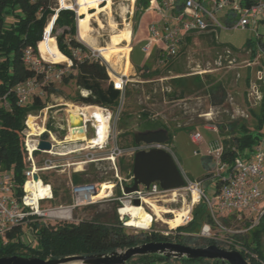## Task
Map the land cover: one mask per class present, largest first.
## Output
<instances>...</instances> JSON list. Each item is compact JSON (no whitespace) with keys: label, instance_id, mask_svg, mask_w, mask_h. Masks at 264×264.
Listing matches in <instances>:
<instances>
[{"label":"trees","instance_id":"obj_1","mask_svg":"<svg viewBox=\"0 0 264 264\" xmlns=\"http://www.w3.org/2000/svg\"><path fill=\"white\" fill-rule=\"evenodd\" d=\"M152 1L135 0L134 29ZM253 1L244 0L247 5ZM56 9L57 0H0V169L10 174L14 195L18 199L22 195L23 171L28 166L23 135L26 128L25 121L28 116H36L47 107L42 96L45 95L47 98L50 94L61 95L54 87L55 83L58 82L44 83L41 74H35L24 64L23 53L30 48L37 54V46L39 48L40 43L44 41H42L43 30L55 15ZM171 12L173 15L182 12L180 0H175V6ZM82 19L84 17L81 16L78 21ZM236 20L237 15L229 14L223 20V25L231 27ZM78 21L76 25L75 14L72 11L60 10L56 13L50 39L54 43L56 42L57 50L67 59V62L68 60L71 62L67 72L59 82L62 85L73 83L75 87L74 102L85 106L113 109L118 105L120 92L113 88L106 67L89 57L82 59L75 57V52L88 53L83 42L76 39ZM259 22L264 24V18L259 19L257 23ZM200 37H208L213 45L217 43L214 32L201 34ZM258 46L264 49V43L260 39ZM244 48L250 50L251 59L255 58L257 49L253 47L252 42L247 41ZM159 56L162 57L160 54ZM54 66L64 69V66L60 64ZM138 71L148 72L147 64H144ZM143 76L146 77V74ZM31 79L38 82L39 94L35 92L27 104H17L16 86ZM188 80L186 77L170 80L174 88L179 89L178 98L180 99L185 94L191 93ZM191 82L194 83L196 89L204 87L203 77L198 75L193 76ZM260 91L261 100L257 109L249 110V115L252 118L250 124L244 118H237L217 125L218 139L221 144L220 164L230 167L237 158L247 159L256 145L264 138V86L260 88ZM81 93H84V96ZM172 94L174 95L175 91ZM206 94L213 99L214 105L222 103L225 99L224 89L220 83L208 84ZM125 95L126 97L131 96L126 86L124 88ZM124 117L126 116L124 115ZM140 119V131L166 130L169 137L166 145L170 148L175 134L181 131L189 133L192 130V127H169L162 121L151 120L144 113L140 115ZM129 145L134 146L133 134H131ZM38 153L40 152H35L34 155L36 156ZM212 162L215 166L211 155L201 157L202 169L205 173L208 172ZM132 166L133 156H124L116 161L118 175L128 179L127 183L121 182L123 187L132 183L130 180ZM110 173L113 174V171ZM84 176V174H74L72 175V182L74 184L92 183L83 179ZM43 179L46 181L45 178ZM218 185L219 182L215 180V192ZM54 193L56 195V192ZM116 195L121 196L119 188ZM65 203L69 204L70 199L65 200ZM113 205L111 213L97 211L96 206L90 205L85 208L92 210L89 218L78 221H42L38 218H32L27 226L15 227L0 237V258L21 256L35 257L41 260H56L68 256L108 254L143 243L164 241L190 247L215 245L221 248L219 242L200 235L203 225H210L213 229L215 228L211 215L202 201L192 208L187 224L173 228L174 230L170 231L168 236L156 232L129 234L123 226L122 220L116 214V209L120 207L119 203L115 202ZM243 216L245 215L233 214L220 217L219 221L223 227L227 228L233 222H241ZM253 221L254 217L252 216L245 218L243 222L246 231L230 235L231 246L229 250H236L235 247H238V252L249 264H264V215L255 225H253ZM25 230L31 232L34 237V245H28L24 241ZM172 260L174 259L146 256L131 259L127 264H168ZM175 261L180 264H222L209 260Z\"/></svg>","mask_w":264,"mask_h":264},{"label":"rangeland","instance_id":"obj_2","mask_svg":"<svg viewBox=\"0 0 264 264\" xmlns=\"http://www.w3.org/2000/svg\"><path fill=\"white\" fill-rule=\"evenodd\" d=\"M101 1L82 0L81 2H77L79 5L77 9L78 15L82 17H86L89 14L92 15L90 19V35L96 48L91 49L83 43L88 49V53L75 52L74 54L78 59L84 57L93 59L92 53L94 51L102 58L100 60H102L103 65L107 68L109 78L110 75L116 77L119 75L127 76L125 85L131 96H124L121 113L112 126V135L116 137L117 146L124 150L131 148L129 145L131 134L140 131V115L143 113L147 114L151 120L162 121L169 127H192L189 133L181 131V140L177 142L181 146H179L180 148H175L177 152L175 157L180 165L191 172L192 179H198L197 181L201 182V189L205 196L212 198L215 192V166L213 162L209 165L208 175L203 171L201 157L208 154L205 153V150H202L201 143L196 145L190 143L189 134L199 133L203 141L212 143L218 140V131H209L208 134L203 131L205 128L212 130L216 128L217 130L218 124L237 118H244L250 124L252 118L249 115V110L254 111L257 109L261 100L260 88L264 86V49L258 46L259 39L264 43V24L260 22L254 26L250 24L243 29H218L216 32L217 43L215 45L210 43L208 37H200V34L192 35L188 37L189 41H183L177 55L173 58L166 56L157 57L158 55L155 53V55L153 54L154 56L151 55L147 60L146 54L141 52L140 44H135L131 50L132 67L136 70L139 65L145 63L147 60L148 72L144 73L137 69L134 73L127 75L120 73L121 70L118 67H111L107 61L114 62L115 56L118 53L116 49L122 51L129 50L130 46L136 41V31L138 28L134 29L135 3L131 6L125 0H116L111 4L110 0H106L105 5L99 6ZM88 10H92V12ZM169 14H171L170 11ZM217 19L224 27L223 19L219 18V16H217ZM151 21V15L146 14L142 24L146 26ZM50 25L47 27L50 28ZM126 26L130 28V42L128 44H125L121 37L122 31ZM76 39L79 40L77 34ZM247 41L252 42L253 47L257 49L256 56L253 59H251L250 50L244 48ZM108 54L109 60L106 57ZM55 62L64 66V69H67V61ZM143 74H146V77ZM195 75L203 77L204 87L196 89L193 85L194 83L191 82V78ZM177 77L189 79L188 83L191 93L185 94L182 99L178 98L180 94L179 89H175L170 83L171 79ZM217 83H220L223 87L225 99L222 103L214 105L213 99L207 96L206 90L208 84ZM54 87L61 95L50 94L47 98H45V95L42 96L46 102V108H51L48 110L44 109L35 116L38 117L36 120L37 126L33 125L34 118L30 119V123L32 124L31 127L38 132L37 127H42L41 120L46 113L49 120L46 130L56 135L58 140L63 135L65 136V133L64 131L58 132L57 129L54 130L51 122L53 119L60 121V119L66 120L69 118L72 108H66L65 104L76 107H80V105L73 101L75 87L72 82L68 85H62L58 82L55 83ZM174 91L175 94L173 95ZM39 92L40 90H37L36 94H39ZM81 94L84 96V93ZM66 110H69V112ZM89 123L88 141L92 140L93 136L92 126ZM124 127L126 130H124ZM82 132V130H70L66 138L83 140ZM120 135L123 136L121 137ZM87 152L82 151L65 157L50 158L52 164L61 167L45 171L40 176L51 184L53 190H57V196L53 192L54 200L43 203V207L65 205L64 200L70 199L68 176L71 175L72 168L81 167V165L73 167H65V165L85 161ZM92 154L95 158H104L107 152L93 151ZM45 158L44 153H38L35 156L36 163L41 166ZM95 164L93 166L90 163L83 165L86 174L83 179L92 183H99L98 189L109 187L111 190H114L112 196L101 199L94 204L97 211L111 213L113 204L115 202L119 203L116 200L119 197L115 195V191L119 188V182L110 173V165L107 161ZM119 178H121V182H128L125 176L119 175ZM101 179L103 181L100 182ZM197 196L195 192L179 191L176 194L175 192L173 194L167 193L149 200V204L144 208V211L151 217V224L148 230H141L125 225L124 219L118 214V209L121 207L116 209V214L122 220L123 226H125L129 234L137 235L140 232H156L163 236H168L170 231L174 230L173 228L178 227L171 225V222L179 213L185 212L183 223L186 222L182 223L181 226L187 224L190 220V212L198 204ZM86 207L88 206L77 208L73 212L72 218L74 221L89 218L92 210H86ZM249 217L251 218V216L245 215L242 217L241 222H233L230 227H227L226 231L212 230V236L209 239L219 242V246L222 249L229 250L231 246L230 235L238 232L244 233L246 228L243 220ZM23 238L28 245H34V237L31 232L25 230ZM235 249L238 251V247H235ZM168 264L180 263L172 260Z\"/></svg>","mask_w":264,"mask_h":264},{"label":"built area","instance_id":"obj_3","mask_svg":"<svg viewBox=\"0 0 264 264\" xmlns=\"http://www.w3.org/2000/svg\"><path fill=\"white\" fill-rule=\"evenodd\" d=\"M35 1V0H30ZM111 4L116 0H110ZM132 4L135 0H125ZM241 2V3H240ZM182 12L178 15L169 14L170 18L165 17L171 9L175 6L174 0H163L155 4L154 10L162 17L164 21L161 27L152 24L148 28L149 37L146 39L141 51L149 55L153 50H159L162 57L173 58L177 55L184 38L189 35L203 34L208 32H216L218 29H243L247 26L256 25L258 20L264 17V0H254L251 4H245L244 0H180ZM106 4V0H102L99 6ZM79 5L77 0H57V9L55 15L50 19L51 29L46 33L44 28L42 33V41L45 37L51 36V30L56 18V13L60 10L72 11L75 14L76 25L78 18L77 9ZM228 9L229 14L237 15L236 22L231 27H223L218 21L219 13ZM92 12V10H88ZM165 18V19H164ZM93 59L103 64L102 59L97 53L93 51ZM23 62L34 71L35 74L43 76V82L50 81L59 82L62 76L67 72L71 62L68 60L67 69L57 68L51 62L45 61L38 50L37 54L30 48L23 53ZM107 70V68H106ZM127 76L110 75V82L114 89L120 92L118 105L113 109L97 106H84L80 108L79 113L82 118V128L86 134L83 140H72L66 138L73 127L69 126L68 119L56 121L53 119L51 126L58 132L64 131L65 136L57 140V136L46 130L47 119L46 113L42 117L41 123L44 128L43 133L48 134V141L51 144V149L44 153L46 158L42 165L39 166L35 160V152L40 140L41 134L32 136L26 124L29 117L35 119L38 117L28 116L25 121L24 148L27 156L28 166L23 171L24 182L22 185V195L18 199L14 195V187L11 176L7 172L0 169V237L15 227H25L30 223L32 218H38L42 221H72L73 212L80 207L90 206L96 204L100 200H94L98 193L97 183L71 184L70 195L71 202L67 205H59L54 207H43V203L53 200V190L49 183L45 182L40 176L41 173L56 169L61 166L52 164L51 157H65L67 155L76 154L82 151H88L85 161L71 163L65 166H77L88 163H99L107 161L109 168L113 171L114 177L119 182L121 196L116 200L119 201L120 207L134 206L133 202L138 200L141 209L144 210L148 201L162 196L167 193H178L179 191L196 192L198 195L197 203L202 201L215 224L213 229L210 225H203L200 231L202 237H211L212 230L226 231L219 221L220 217L229 215H247L254 217L255 225L258 220L264 215V138L256 145L255 149L247 159L237 158L230 167L224 166L219 162L221 153V144L219 139L211 143L208 147L207 154L211 155L215 162L216 173L215 180L219 182L218 189L212 198L205 196L201 189V182L189 180L185 174L180 170L184 181L185 188L174 191H163L157 183L151 184L148 188L140 186L136 192L130 194H123V186L121 178H119L116 161L124 156L131 157L137 151L149 150L151 148H160L166 151L174 160L177 167V160L172 149L164 144L160 146H147L140 144L138 146H131L130 149L124 150L117 146L116 137L112 135V126L115 120L119 117L123 100L124 88L127 82ZM39 89V84L35 79L16 86L15 95L17 97V104H27L32 95ZM5 107L7 105L4 103ZM51 108V107H50ZM45 108V109H50ZM57 111V110H56ZM99 111V112H97ZM99 113V114H96ZM96 114V116H95ZM62 122V123H61ZM90 122V123H89ZM88 123L92 126L93 133L92 140L87 139L89 135ZM37 125V124H36ZM104 132V137L99 140L100 134ZM217 132L216 128L213 129ZM103 134V133H102ZM190 140L193 144L201 142L202 137L199 133L190 134ZM89 151H106L107 155L104 158H95L92 152ZM42 153V152H41ZM179 168V167H178ZM37 176V180L33 177ZM132 181V177H130ZM31 188H38L40 192L36 191V196L33 195ZM109 197V196H108ZM119 208V209H121ZM118 209V212H119ZM119 214V213H118ZM125 223V222H124ZM151 224V222H150ZM150 226L146 229L148 230Z\"/></svg>","mask_w":264,"mask_h":264},{"label":"water","instance_id":"obj_4","mask_svg":"<svg viewBox=\"0 0 264 264\" xmlns=\"http://www.w3.org/2000/svg\"><path fill=\"white\" fill-rule=\"evenodd\" d=\"M69 126L73 125L69 122ZM136 146H160L168 142L169 137L164 129L147 130L133 134ZM51 149L48 134L43 133L37 145V150L47 153ZM132 185L123 188V194L136 192L140 186L148 188L157 183L163 191H174L185 188L184 178L172 157L163 149L151 148L147 151L140 150L133 155ZM37 180V176L33 177ZM134 206L140 202L135 200ZM126 221V218L123 222ZM158 256L174 260H209L222 264H249L237 250H225L215 245L206 247H190L174 242H148L127 248L122 251H114L108 254L68 256L56 260H41L35 257L9 256L1 257L0 264H127L137 257Z\"/></svg>","mask_w":264,"mask_h":264},{"label":"crops","instance_id":"obj_5","mask_svg":"<svg viewBox=\"0 0 264 264\" xmlns=\"http://www.w3.org/2000/svg\"><path fill=\"white\" fill-rule=\"evenodd\" d=\"M159 1H163V0H153L151 3H150V6H149V8L142 14V16H141V18H140V20H139V22H138V25H137V31H136V41L130 46V49L129 50H127L128 52L126 53V56H125V59H124V62H123V65H124V67H123V69H121V72H123V73H125V74H131V73H134V71H136L137 69H140L144 64H147V60H148V58L151 56V55H155V53L159 56V54H160V52H159V50H153L149 55H147L146 54V56H147V60H146V62L145 63H142L141 65H139L138 67H137V69L135 70V68L134 67H132V64H131V50H132V47L135 45V44H140V46H141V48H142V46L144 45V43H145V41H146V39L149 37V33H148V28L152 25V24H154V25H156V26H158V27H161L162 26V24H163V20H162V17L154 10V6H155V4H158V3H160ZM175 1V0H174ZM134 3H135V1H134ZM133 3V4H134ZM133 4H132V6H133ZM172 10V9H171ZM171 10H170V12H171ZM146 14H149V15H151V19H152V21L151 22H149L146 26L145 25H143L142 24V21H143V19H144V16H146ZM171 14H172V12H171ZM170 15H169V11H168V13H167V15L165 16V17H168L167 19H169L170 17H169ZM218 16H219V18H222L223 20L224 19H226L228 16H229V10L228 9H226V10H224L223 12H221V13H219L218 14ZM85 18V17H84ZM262 18H264V17H262ZM261 18V19H262ZM165 19V18H164ZM80 21V20H79ZM78 21V22H79ZM50 29H51V25H50V28H49V31H50ZM48 31V32H49ZM47 32V33H48ZM132 32H133V30H132ZM90 33H91V29H90V31H89V33H87V35H89L90 36V38L89 39H83L81 36H80V34H79V32H78V29L76 30V34H77V37H78V39L81 41V42H83L84 44H86V45H88L91 49H95L96 48V46L94 45V43H93V41H92V38H91V35H90ZM204 34V33H203ZM195 35V34H194ZM201 35V34H200ZM190 36H192V35H189V36H187V37H185L184 38V40H186V39H189L188 37H190ZM46 38V37H45ZM47 38H49L50 39V36L49 37H47ZM50 41H51V43L54 45V48L53 47H51V46H44V48L41 50V46H42V44H43V42L42 43H40V45H39V48H38V50H39V53H40V55H41V57L45 60V61H48V62H51V63H53V64H57L55 61H67V59L64 57V56H62L60 53H59V51L57 50V46L55 45L56 44V42L54 43L51 39H50ZM216 41H217V35H216ZM116 49V48H115ZM46 50V51H45ZM116 50H118L117 52L118 53H120V52H122V50H120V49H116ZM55 52V53H54ZM142 52V51H141ZM117 53V54H118ZM143 53V52H142ZM256 53H257V50H256ZM49 54V55H48ZM116 54V55H117ZM153 55V56H154ZM161 55V54H160ZM115 58H116V56H115ZM62 63H64V62H62ZM66 63V62H65ZM128 66V67H127ZM127 67V68H126ZM119 68V67H118ZM126 71V72H125ZM80 105V104H79ZM85 105H80V107H76V106H73V105H67V104H65V107L66 108H78L79 110H80V108H82V107H84ZM67 112H69V110H66ZM71 111V110H70ZM78 113H79V111H78ZM68 121H69V118H68ZM124 130H126V128L124 127ZM203 131H205L206 133H208L209 134V131H214V130H212V129H209V128H205ZM140 132V131H139ZM142 132V131H141ZM180 133L181 132H178L177 134H175L174 135V137H173V139H172V143H171V149H172V151L174 152V155L176 156L177 155V152H176V149L175 148H180L179 146H181V145H179L177 142L179 141V140H181V137H182V135H180ZM211 133V132H210ZM202 137V136H201ZM189 138H190V134H189ZM185 139V138H184ZM185 141H186V139H185ZM190 141V143L192 144V145H195V144H193L192 142H191V140H189ZM201 144H200V146H201V148H202V150H205V153H207V151H208V147H209V145L211 144L210 142H207V141H203V140H201V142H200ZM213 143V142H212ZM199 144V143H198ZM135 145V144H134ZM176 145V146H175ZM197 154H198V152H196ZM177 160V159H176ZM90 164H92L91 166H93L94 165V163H90ZM177 164H178V167H179V169L182 171V173L183 174H185L186 175V177L189 179V180H191V181H197L198 179H192L193 177H191L192 175H191V172L188 170V169H186L185 167H183L182 165H180V163L177 161ZM68 165V164H67ZM83 165H86V164H81V167H77V168H72V173H71V175L70 176H68V186H69V195H70V185L71 184H74L73 182H72V175H74V174H84V175H86L85 174V170L83 169ZM96 165V164H95ZM79 166V165H78ZM65 167H70V166H65ZM73 167V166H72ZM95 169V168H94ZM110 169V168H109ZM44 180V179H43ZM45 182H47V181H45ZM47 183H49V182H47ZM50 184V183H49ZM97 184H99V183H97ZM51 185V184H50ZM131 185H132V183H131ZM131 185H128V186H131ZM52 187V186H51ZM113 189V188H112ZM119 189H120V187H119ZM52 190H53V187H52ZM121 191V190H120ZM53 192H56V196H57V190L56 189H54L53 190ZM116 192H117V190L115 191V195H116ZM111 194H110V196H112L113 195V193H114V190H111V192H110ZM55 194V193H54ZM69 199V198H68ZM53 200H54V198H53ZM52 200V201H53ZM52 201H50V202H52ZM70 202H71V195H70ZM46 203H48V202H46ZM64 203H65V200H64ZM70 204V203H69ZM149 204V203H148ZM65 205H67V203H65ZM59 206V205H58Z\"/></svg>","mask_w":264,"mask_h":264},{"label":"bare ground","instance_id":"obj_6","mask_svg":"<svg viewBox=\"0 0 264 264\" xmlns=\"http://www.w3.org/2000/svg\"><path fill=\"white\" fill-rule=\"evenodd\" d=\"M81 1L82 0H77V2H81ZM91 17H92V15H90V14L86 15V17L84 19H82V20H80L78 22V32H79L80 36L83 39H86V40L90 38V36L87 35V33H89V31H90V21H91L90 19H91ZM47 31H49V27H47ZM121 37H122L123 42L125 44H128L130 42V28L128 26H126L123 29ZM44 46H51V47L54 48V45L51 43L50 39L47 38V37L43 41V44L41 46V50L44 48ZM126 53H127V50H124V51L118 53L116 55L115 61L112 62V63L109 62L110 60L108 58L109 57V54H108L106 57L108 58L109 61H107V62L110 63L111 67H119V69L121 70L124 67L123 62H124ZM112 59H113V57H112ZM112 59H111V61H112ZM120 73H123V72H120ZM78 111H79L78 108L71 109V111H70L71 113L69 115V122L73 125V129H71V130H82L83 131L82 134H83V139H84V138H86V134L84 133V130L82 128V118H81L80 113H78ZM32 118L33 117H29L27 119L26 124H27V126L29 128V132L31 133V135L32 136H37V135L41 134L42 132H44V128L39 126V127H37V131L38 132H36V130L31 127L32 124L30 123V119H32ZM33 125L37 126L35 123ZM104 132L105 131L102 132L103 134L102 133L100 134L99 139L97 141L103 139ZM31 190L33 192V195H35V196H36V193H35L36 191L40 192L38 188L36 189V191H35V188L34 189L31 188ZM110 192H111V188H109V187H101V188L98 189V193L94 197V200L104 199V198L110 196V194H111ZM118 213H119V215H120V217L122 219H125V218H126V220L128 219L126 221L127 223L125 222V225H127L128 227L146 230L150 226L151 217L143 209H141L138 206H125L124 208L119 209ZM184 217H185V212L184 213H179L172 220L171 225H173V226L181 225L183 223ZM76 263H79V262H72V263H69V264H76Z\"/></svg>","mask_w":264,"mask_h":264}]
</instances>
